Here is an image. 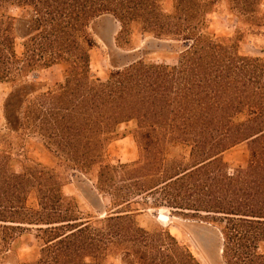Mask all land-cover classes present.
<instances>
[{"label": "trees", "instance_id": "trees-1", "mask_svg": "<svg viewBox=\"0 0 264 264\" xmlns=\"http://www.w3.org/2000/svg\"><path fill=\"white\" fill-rule=\"evenodd\" d=\"M225 1L235 37L210 30L207 14L220 13L222 0H0V82L24 80L4 103L7 127L41 134L83 172L98 167L100 189L115 191V208L129 207L94 224L58 173L40 163L18 169L13 143L0 144V259L35 227L39 252L18 264H107L112 256L122 264H202L170 231L137 222L131 200L151 194L157 206L221 220L225 264H264V57L243 54L239 36L243 22L262 25L264 0ZM14 7L19 18L9 13ZM103 15L119 21L118 40L138 24L179 42L175 61L142 58L93 76L91 26ZM55 66H65L62 79L39 88L27 80ZM132 121L140 158L114 165L108 148ZM174 141L191 148L189 165L166 162ZM244 142L248 164L231 173L225 154Z\"/></svg>", "mask_w": 264, "mask_h": 264}, {"label": "rangeland", "instance_id": "rangeland-1", "mask_svg": "<svg viewBox=\"0 0 264 264\" xmlns=\"http://www.w3.org/2000/svg\"><path fill=\"white\" fill-rule=\"evenodd\" d=\"M165 7L169 6L165 3ZM261 7L264 13V2ZM220 11V13L213 12L207 14V18L210 21V30L217 36H238L236 33L237 25L231 20L232 14L228 12V4L225 0H222ZM9 13L17 18L20 17V10L18 8H11ZM263 23L259 26L247 22L241 24L239 36L242 38L240 41V51L243 54L264 57ZM115 28L116 26L111 16L99 17L92 23L91 31L98 42V47L91 53V71L95 77L100 76L105 78L110 69L121 65L123 60L122 51H132L139 48L147 40L155 38L153 35L143 33L140 25L135 24L132 27L130 37L124 35L118 40L121 27L118 30H115ZM16 32L20 35L19 28L16 29ZM172 44L174 51H166L159 50L154 42L147 48L150 54L143 58L155 62H174V52L180 48L181 44L177 41H173ZM16 50L20 55L23 52L21 38L17 40ZM64 70L65 66H55L42 72H33L27 77V80L39 88L46 81L51 80L55 82L62 79L64 77ZM23 84L24 80L21 83L0 82V144L13 143L12 152L16 168L21 169L24 165H36L40 163L47 168L53 169L64 181V193L67 196L79 198L80 216L91 219L94 224H99L112 211L129 208L127 204L115 208V191L113 189H100L97 178L98 167L83 172L75 168L74 165L68 164L61 158H58L47 147L46 140L41 134L27 131L21 136H17L15 132H12L7 127L5 117L3 116L4 103L10 93ZM135 128L136 123L133 121L120 126L119 134H117L108 148L107 160L110 163L121 165L131 163L140 158L139 146L134 136ZM190 152V147H186L177 141L170 142L165 149L166 162L177 161L175 162L177 165H189L191 163L189 161ZM225 158L229 162V171L231 173H234L237 168L246 167L249 160L248 144L244 142L232 148L225 154ZM116 180L119 186L125 185L122 178L118 177ZM154 198L158 197L151 194H143L135 198L133 197L131 200V209L139 210L136 214V220L142 227L154 233L165 230L170 231L182 245L188 247L195 254L202 264H225L222 256L223 251L219 253V247L222 246L223 248L221 235L223 222L221 220L218 219L214 223L201 217L205 216V213H200L199 215L194 212L177 210L165 204L157 206ZM30 201L33 202L34 197ZM162 209H168L170 213L162 211ZM158 211L164 215L166 213V219L170 218V221H160L157 218ZM103 212H106V214L101 215ZM209 224L212 232L207 235V240L201 244L197 241V235L193 229L198 226H208ZM37 234L38 232L35 227L26 231L16 242L13 251L8 257L0 259V264H18V262H23L26 259L34 258L40 249ZM261 249L264 250V242L261 244ZM112 258L113 264H116V261H118V264H122L118 257L112 256ZM107 264H109V259Z\"/></svg>", "mask_w": 264, "mask_h": 264}, {"label": "water", "instance_id": "water-1", "mask_svg": "<svg viewBox=\"0 0 264 264\" xmlns=\"http://www.w3.org/2000/svg\"><path fill=\"white\" fill-rule=\"evenodd\" d=\"M105 16H111V15H104L101 16L105 17ZM111 18L113 19L114 23H115V30H118L119 27H121L119 21L114 18L113 16H111ZM155 42V45L157 46V48L159 50H166V51H174V46L172 44L171 41H167V40H160V39H149L146 42H144L139 48L134 49L132 51H122L121 55H122V63L121 65H118V67H122L124 65L130 64L134 61H137L139 59H142L144 56L149 55L150 51L147 50V48H149L153 43ZM106 214V212L101 213V215ZM157 218L162 221V222H169V219H166L167 217L164 214H161L160 211H158L157 213ZM197 235V241H199L201 244H203L206 240H207V235L209 233H211V229H210V224L208 226H198L197 228L193 229ZM223 251L222 246L219 247V253H221Z\"/></svg>", "mask_w": 264, "mask_h": 264}, {"label": "clouds", "instance_id": "clouds-1", "mask_svg": "<svg viewBox=\"0 0 264 264\" xmlns=\"http://www.w3.org/2000/svg\"><path fill=\"white\" fill-rule=\"evenodd\" d=\"M109 264H113V258L109 257ZM116 264H118V261H116Z\"/></svg>", "mask_w": 264, "mask_h": 264}, {"label": "bare ground", "instance_id": "bare-ground-1", "mask_svg": "<svg viewBox=\"0 0 264 264\" xmlns=\"http://www.w3.org/2000/svg\"><path fill=\"white\" fill-rule=\"evenodd\" d=\"M106 19H107V18H106ZM102 20H103V19H102ZM108 20H109V19H108ZM108 20H107V21H108ZM103 21H104V20H103ZM165 215H167V214L165 213ZM176 232H177V231H176ZM212 234H213V233H212ZM218 238H219V237H218ZM206 247H207V246H206Z\"/></svg>", "mask_w": 264, "mask_h": 264}]
</instances>
